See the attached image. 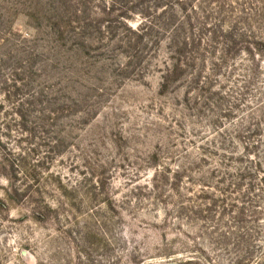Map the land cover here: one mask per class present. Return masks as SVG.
<instances>
[{"label":"rangeland","instance_id":"374dc122","mask_svg":"<svg viewBox=\"0 0 264 264\" xmlns=\"http://www.w3.org/2000/svg\"><path fill=\"white\" fill-rule=\"evenodd\" d=\"M255 38L264 0H0V264H264Z\"/></svg>","mask_w":264,"mask_h":264},{"label":"trees","instance_id":"16d2710c","mask_svg":"<svg viewBox=\"0 0 264 264\" xmlns=\"http://www.w3.org/2000/svg\"><path fill=\"white\" fill-rule=\"evenodd\" d=\"M179 30H181V28L179 27L178 28V31ZM134 32V31H133ZM140 33H141V31H140ZM227 33V32H226ZM234 40H233V42H231V43H225V49H226V52H227V50L228 49H230V46L231 45H233V44H237L238 42H240L241 41V39H243V35L242 36H236L235 38H233ZM254 46L255 45H258V46H260V47H262V46H264V38H262V39H260V38H255L254 39ZM251 46H253L252 44H251ZM179 47H183V48H186L187 47V43L186 42H179ZM179 70H181V66L179 65V64H177L176 63V65L172 68V70H171V72L172 73H177ZM231 208L232 209H234V208H236V210L234 211H231V213L232 214H236L237 216H238V218L240 219L241 217H242V219H247L249 216H248V213L250 212V218H252V216L253 217H256V216H258V212L256 211V210H252V211H249L248 213H247V211H246V209L245 208H243L242 206L239 208V207H237V206H234V204L231 206ZM260 209H262V208H260ZM236 216V217H237ZM246 216H247V218H246ZM235 219V218H234ZM255 219V218H254Z\"/></svg>","mask_w":264,"mask_h":264}]
</instances>
